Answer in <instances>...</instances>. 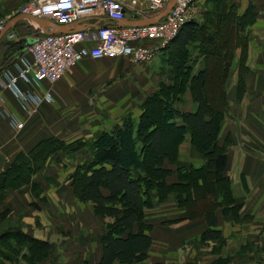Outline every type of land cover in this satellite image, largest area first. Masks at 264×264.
<instances>
[{"label":"crops","instance_id":"1","mask_svg":"<svg viewBox=\"0 0 264 264\" xmlns=\"http://www.w3.org/2000/svg\"><path fill=\"white\" fill-rule=\"evenodd\" d=\"M28 1L30 0H0V21L5 20L4 28L6 25H10L5 34L0 38V93L4 97L2 107L6 111L15 114L23 122L22 128L16 131L11 126L9 119L0 115V228L3 226L6 231L18 232L36 239L48 241L51 244L52 250L58 249L60 251L57 254L59 259L63 258V251H65L63 245L65 238L62 236L64 230L61 227H67V217L71 214L77 213L81 220L83 218L82 211L76 212L75 207L66 201L65 193H68V199H72L76 207L81 208L85 204L89 207V214L85 212L84 216L89 218L90 227H92V218L99 216L94 214L91 202H83L74 195L71 186L67 184L69 182L65 184L64 182H59L57 179L55 181L59 184L56 182L51 184L50 180L47 179L50 176L49 174H45L48 175L46 177L42 175L43 181H40V179L36 178L38 177L36 173H29L30 170L27 172V169L25 171L29 179L22 182L18 180V171L12 165L19 153L23 152L27 154L28 151L31 153V150L36 148L37 145H43L45 142L48 143V140L53 138L50 135L61 131L62 126H56V122L65 120L67 114V121L73 122L75 135L79 133L77 131L79 127L77 128L76 124L81 117L75 116V114L79 115L83 111L78 108L69 109L68 107L70 106L66 105L64 98L66 99V92L70 89L78 88L75 83H77L79 77L82 75V70L87 66L108 65L113 61L116 64V69L121 68L122 71L127 68L128 60L122 57L94 61L88 58L83 59L72 68L73 70L78 69L77 71L74 70L76 73L66 72L53 84L43 82V87L49 88L52 93L50 101H43L32 115H26L12 92L4 86L1 74L8 72L11 75H16L18 69L16 64L17 58L24 52L22 49L24 47H22L23 42H28L36 37V35H26V32L20 35L22 31L19 30L28 26L36 33H43L41 29L36 27L35 23L33 25L32 21L23 18L18 12L19 8ZM226 3L234 7L236 15H242L248 5L251 4L254 21L244 27L243 34L247 39L244 56L242 57L241 54V46L235 47L229 72L223 77V99L221 100L220 107L215 112L218 128L215 147L217 150H225L227 153L224 176L232 184L229 191L232 188L233 196H231L232 193L230 191V199L238 205L244 201L246 203L245 209L257 210L259 207L264 206V0H226ZM154 14H150L149 16ZM146 18L148 17L136 20ZM126 21H120L119 24H124ZM95 22V18L88 17L70 26L73 29H81L94 25ZM10 33L14 34V39L8 37ZM160 52L158 54L162 53ZM151 61L141 65L138 64V66L148 65ZM238 66H241L239 71ZM195 67L197 69H194ZM194 68L192 67L197 72L202 66L196 65ZM101 76L98 73H91L88 80L89 87L96 92L95 95L97 96H99V86L102 85ZM246 80L247 82H245ZM17 86L22 90L36 89L34 85L28 84L21 79H17ZM106 89L109 93V85ZM187 98L190 107L185 110L180 109L181 111L195 109L196 104L193 99L192 88L187 89ZM81 102L82 100L78 101V103ZM83 119H87V115L82 117V121ZM95 120L96 125L94 124V126L97 127V119ZM156 126L157 129L161 130L160 126L162 124ZM154 127L151 126L147 130L146 141L150 137L149 135ZM162 128L164 127L162 126ZM227 138L228 140H226ZM197 141L194 134L192 135L191 130H188L185 136H177L173 140V149L170 152H165L162 156L161 166L168 169L169 175L166 178L165 184L161 186L167 188L168 185L177 183L179 170L184 166L198 168L209 163L211 158L205 155V150L196 147L195 142ZM183 145L187 148L185 155H182L181 147ZM142 158L145 164L144 156ZM153 158L152 156L151 163L156 168L157 161ZM6 171L8 174H4ZM57 175L60 176V172H57ZM70 175L68 174V177ZM242 176L244 177L246 188L243 186ZM257 181H260L261 184H258ZM149 192L152 205H145L144 214L148 219L147 212H153L152 220L147 222V219H145L146 223L151 226V229L152 226L154 228V226L164 223L170 226L168 229L173 232V237L177 241L193 239L194 237L198 239L201 237V240H204L203 233L208 228L204 215L206 209L199 208L198 210L191 211L190 208L198 200V193L194 192L192 194L191 198L187 201L188 205H181L176 201L175 194L168 189L162 198L158 197V189L156 187ZM225 192L224 187L219 188L217 201L210 204L209 209H207V211H214L217 219V226L215 228L220 231L222 230V226L229 224V214L226 215L224 212L226 207H224V202H226ZM166 195H170L171 197L168 198ZM157 203L158 205L156 206ZM163 209H171V212L168 213L169 211H163ZM80 225H82V222H80ZM148 233L152 237L151 247L147 251V255H150V250L154 242H156L157 236L155 237L153 232ZM50 253H52L51 249ZM100 254L101 251L98 258ZM48 259L49 256L44 260Z\"/></svg>","mask_w":264,"mask_h":264},{"label":"rangeland","instance_id":"2","mask_svg":"<svg viewBox=\"0 0 264 264\" xmlns=\"http://www.w3.org/2000/svg\"><path fill=\"white\" fill-rule=\"evenodd\" d=\"M212 8L213 3L210 0H195L192 20L200 23L205 22L207 27L210 22H212L211 25H217L214 24L215 22L212 19L214 18L211 15L214 14ZM31 23L35 25L33 22ZM19 31H22L20 35L24 32H26V35H40L39 32L32 31L28 26ZM216 35L218 41L215 40L216 44L213 49L216 51L218 45L222 47L228 45L230 49L227 40L223 36L221 37V34ZM225 35L229 37L230 30ZM26 43L27 41H24L22 47ZM198 44L190 47L188 58L180 64V72L179 70L175 71V64H178V61L175 63L173 57L169 55V52L174 50L172 47L162 53L159 51L161 54L157 52L153 56L154 59L145 66H138V64L128 61L127 68L121 71V68L116 69V64L112 61L108 65L87 66L82 72L80 71L82 75L75 83L78 88L70 89L66 92V99L64 98L66 105L70 106L69 109L78 108L83 111L79 115L75 114V116L81 117L76 124L77 128L79 127V130H77L79 133L75 135L73 122L67 121L68 114L65 120L56 122V126H62L61 131L50 135L53 138L49 139L48 143L37 145L33 153L28 151L27 154L24 153L26 158L19 160L21 176L18 180L23 182L27 178L25 167L32 163L30 160L32 157L30 156H45L44 160L33 162L30 165L34 171L33 173L38 175L36 178L43 181L42 175L46 177L48 175L45 174H49L50 176L47 179L50 180L51 184H54L55 180L58 179L59 182L65 184L69 182L67 184L70 186L71 179L68 174H72L76 166L91 158L92 149L90 144L92 140L102 132L114 130L126 118H130L135 126L140 155L144 156L145 164L151 163V158L155 156V152L149 146H144V135L147 130H142L143 125L151 117L160 126V108H162V102L167 99H170L172 104L179 109L185 110L190 107L188 105L187 88L190 87V78L195 73L192 67L194 68L196 65L203 66L205 59L200 56ZM217 52L213 57L211 55V58L209 57L207 72L209 83L206 86L211 105L216 109L222 103L219 94V91H221L219 78L222 77L225 61L229 59L228 56L222 55L221 51ZM91 61L94 60L91 59ZM240 67L238 66V71ZM194 69H197V67ZM74 70L69 71L76 73ZM91 73L102 75L99 96L95 95L96 92L89 87L88 80ZM174 74H176V79H174ZM108 85L109 93L106 89ZM173 87H176L179 93L171 96L169 90ZM2 98L4 99L3 96ZM79 100H82V102L78 103ZM85 115H87V119L82 121V117ZM95 119H97V127L94 126ZM160 128L162 133L160 151L170 152L171 150L167 149L177 135L162 128V126ZM216 144L218 145L217 142ZM181 149L182 155H185L187 148L183 145ZM70 170L72 171L70 172ZM57 172H60V176L57 175ZM257 183L261 184L260 181H257ZM231 186L232 184L227 181L225 188ZM147 187L152 189L156 187L159 198L164 197L167 191L165 187L154 182H151L150 185L147 184ZM230 191L231 196H233L232 188ZM230 191L229 189L226 190V202H224V207L226 206L224 212L226 215L229 214V224L222 226L219 238L205 241L201 240V237H199L200 239L194 237L193 239L177 241L173 237V232L168 229L170 226L164 223L156 225L154 228L152 226V229L150 227L151 230L149 229L148 232H153L155 237L157 236L156 242L150 250V255H147L148 258L146 257L138 264H264V206L259 207L257 210L245 209L246 203L244 201L240 205L233 203V200L230 199ZM67 194L66 192V201L75 207L76 212L82 211L83 218L81 220L77 213L71 214L67 217V227H61L64 230L62 236L65 238L63 258L58 259L57 254L60 251L51 248L52 253H50L49 259L35 264H93L99 259L101 236L107 231L108 225L113 222V219L110 217L92 218V227H90L89 218L84 216L85 212L89 214V207L86 204L81 208L76 207L73 200L68 199ZM198 194V200L190 206L191 211L199 208L209 209V205L213 203L211 197L208 194L204 196L200 190H198ZM145 197L147 205H152L150 192H147ZM166 197L170 198L171 196L166 195ZM163 211H169L168 213H170L171 209H163ZM174 212L176 211L174 210ZM147 217L148 219L144 214V219H147V222L152 220L153 212H147ZM80 222H82V225H80ZM0 230V264H31L28 262L27 255L23 254L27 250L26 244L21 245L23 247L21 251L20 248L15 246L14 238L11 235L2 238L4 233H8L3 226Z\"/></svg>","mask_w":264,"mask_h":264},{"label":"trees","instance_id":"3","mask_svg":"<svg viewBox=\"0 0 264 264\" xmlns=\"http://www.w3.org/2000/svg\"><path fill=\"white\" fill-rule=\"evenodd\" d=\"M210 1L213 3L214 14L211 15L214 18L212 19L217 25H211L212 22H210L207 27L205 22L189 20L181 26L169 44L160 50L165 52L171 47L174 48L169 52V55L173 57L175 63L178 61V64L174 63L175 71H178L181 67L180 64L188 58L192 45L196 46L199 43L197 47L201 53L200 56L205 58L202 68L192 74L190 87L188 86L193 91L195 109L181 111L172 104L170 99L162 102V108H160V125L162 124L165 129L179 137L185 136L188 130H191L192 135L194 134L198 140L195 142L196 147L205 150V155L211 158L207 165L198 168L184 166L179 170L178 182L167 186L166 189L175 194L176 201L181 205H188L187 201L194 192L198 193V190L204 196L208 194L211 201L216 202L219 188L229 189L225 188L228 180L224 176L227 153L225 150H217L215 147L218 128L215 120L216 108L211 105V100L207 95L208 62L210 55L213 57L214 54L218 53L217 51H221L222 55L229 58L225 61L222 77L219 78L221 90L219 94L222 100L223 77L229 72L234 48L240 45L242 57L244 56L247 43L246 36L243 34L244 27L254 21L251 4L248 5L242 15H236L234 7L227 4L226 0ZM229 30L230 35L228 37L225 34ZM216 34H221V37L223 36L227 40L230 49L228 45L223 47L218 45L216 51L213 49L216 44ZM174 79H176V74H174ZM176 93H179L176 87L169 90L171 96ZM156 125H158L156 120L149 117L142 130H148L151 126L156 128ZM154 128L151 130L147 141V132L145 133L144 146H149L155 152L153 159L157 161L156 168L153 167V163H143V158L137 147L134 125L130 118H126L120 126L112 131L100 133L93 140L90 144L91 158L76 166L70 175V186L74 195L83 202H91L96 216L113 219V222L108 225L107 231L101 236V254L94 264H113L115 262L138 264L147 257V251L152 244V237L148 233L151 226L144 219V207L147 204L145 194L152 189L148 188L147 184L150 185L151 182H154L157 185H164L169 175L168 169L161 166L162 156L165 153V151H160L162 133L160 129L154 130ZM173 145L172 142L167 150L173 149ZM35 149L31 150V153ZM30 157H32L30 159L32 163L40 162L45 158V156ZM23 158H26V155L23 152L19 153L12 165L18 171V178L21 176L19 160ZM31 164L25 167L27 172L30 170L29 173L34 172ZM4 174H8L7 171ZM25 176L27 177L26 173ZM27 179L29 178H25L23 182ZM242 183L246 188L243 176ZM204 215L208 228L203 233V239L219 238L221 231L215 228L217 219L214 211H207L206 209ZM10 235L14 238L15 246L21 251L23 250L21 245L26 244L27 250L23 254L27 255L29 263H38L49 256L51 244L48 241L9 231L4 233L2 238Z\"/></svg>","mask_w":264,"mask_h":264},{"label":"built area","instance_id":"4","mask_svg":"<svg viewBox=\"0 0 264 264\" xmlns=\"http://www.w3.org/2000/svg\"><path fill=\"white\" fill-rule=\"evenodd\" d=\"M168 0H30L19 8L20 14L46 19L70 26L85 18L96 19L94 25L67 32L40 33L28 41L18 56L16 75L3 72L4 86L10 90L26 115H32L43 101H50L52 93L43 82L53 84L85 58H126L144 64L166 47L181 26L192 20L195 0H176L161 19L146 24H119L135 21L160 11ZM5 20L0 21V31ZM9 38L14 39L10 33ZM17 79L34 85L36 89L22 90ZM0 93V115L9 119L14 130L23 122L6 111Z\"/></svg>","mask_w":264,"mask_h":264},{"label":"water","instance_id":"5","mask_svg":"<svg viewBox=\"0 0 264 264\" xmlns=\"http://www.w3.org/2000/svg\"><path fill=\"white\" fill-rule=\"evenodd\" d=\"M175 2H176V0H168L166 2V4L164 5V7L160 11H158L157 13H155L154 15L148 16V18L142 19V20H135V21L127 20L124 24H146V23H153V22L161 19L163 16H165L169 12V10L171 9V7L174 5ZM21 16L23 18H27L28 20H30L33 23H35L36 24V27L39 28V29H41V31L43 33L67 32V31L73 29L72 26L59 25V24H56V23L51 22L49 20L40 19V18L33 17V16H30V15L21 14ZM9 26L10 25H6L5 28L3 27V29L0 31V38L5 34V32L7 31V29L9 28Z\"/></svg>","mask_w":264,"mask_h":264}]
</instances>
